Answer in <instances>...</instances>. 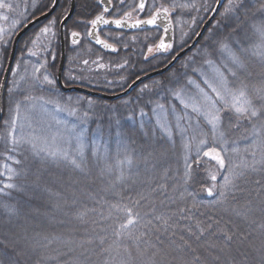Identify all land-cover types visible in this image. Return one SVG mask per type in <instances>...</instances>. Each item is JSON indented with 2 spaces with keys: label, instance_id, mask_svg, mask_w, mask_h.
Segmentation results:
<instances>
[{
  "label": "trees",
  "instance_id": "16d2710c",
  "mask_svg": "<svg viewBox=\"0 0 264 264\" xmlns=\"http://www.w3.org/2000/svg\"><path fill=\"white\" fill-rule=\"evenodd\" d=\"M171 1H165L164 6L173 13V19L182 17L190 9L204 6L203 0ZM215 1L211 0L208 6L213 8ZM68 2L62 0V5L68 7ZM82 4L81 0H77V8L81 9ZM262 5L264 0H227L194 54L188 55V58L193 57V61H187L182 70L185 58L157 80L166 84L173 75L171 90L189 89L191 81L206 73L205 66L209 62L221 68L228 87L234 88L238 80L230 73V69L235 70L229 55L231 51L248 61L251 75L245 82L261 86L264 66L251 55V48L257 42L254 25L264 23ZM75 13L74 21L80 20L79 10ZM205 18L204 15L199 16L196 26H200L199 22ZM41 29L42 26H37L22 37L17 56L31 48V39L36 35L35 42L40 45L37 49L40 52L34 65L41 68V76H47L57 65L55 54L58 42L56 35H45ZM150 36L154 38L157 34L153 32ZM80 48V55L72 58L78 72L72 69V65H67L64 83L104 92L102 85L89 84L102 83L94 78L100 74L101 67L92 64L94 57L91 52L87 53L94 49L88 45ZM244 48L249 51L244 52ZM8 52L9 48L0 49V79ZM17 56L2 98V122L8 113L7 91L13 85ZM102 57L99 58L102 60ZM126 57L129 62V56ZM121 59L123 63L125 57ZM24 60L25 67L29 68L31 59L25 57ZM165 61V57L155 58L144 63L142 69L150 71L162 66ZM70 71L80 76L68 84L66 77L73 75ZM122 72L125 77L134 78L139 71ZM237 74L241 75L240 72ZM41 76L33 81L32 87L27 88L31 92L28 95L43 99L60 96L56 93L57 86H41ZM142 86L130 96L113 103L70 95L83 101L78 104V123L70 120L68 126L61 127L53 120V124L47 122L42 129L32 127L29 132L22 128L18 130L19 139L22 136L25 139L47 138V147L67 150L80 163L83 171L63 159L41 161L33 154L29 143L13 145L12 138L0 132V170L4 173L0 177V240L10 245L18 242L15 247L24 249L26 255L15 257L12 248H6L4 244H0V250L9 257H15L18 264H121V261L126 264H185L192 262L195 256L201 257L202 264H260L252 246L260 247L264 239V228L261 227L264 225V165L255 163L256 170H251L253 163L259 161L262 155L259 148L252 146V141L256 139L253 125L242 119L235 126L233 117V126L230 127L225 119L223 139L217 134L214 140L211 125L196 114L184 113L182 108L174 106L176 102L172 94L163 89L138 94ZM22 94L15 95L20 106L24 105L23 97L26 96ZM156 102L172 109L170 133L162 132L155 124V115L150 108ZM253 102L258 107L264 104V100L254 94ZM217 106L222 107V102L218 101ZM229 115L231 113H224V116ZM254 123L259 125V118ZM261 135L264 136V131ZM201 140L207 143L202 146ZM37 143L40 145L39 141ZM81 145L83 156L79 154ZM209 146L221 151L225 158L223 169L203 155ZM233 149H238V152ZM128 160L132 161L130 165ZM5 165L16 173L11 181L8 180ZM230 168L244 171V176L236 180L235 187L226 189L225 198H221L220 186L224 177L229 175ZM186 170L191 172L187 181ZM211 174L216 175L215 181L211 180ZM6 183L16 187L4 188ZM213 184L216 187L213 195L209 196L206 189ZM5 205L14 208L15 214L9 215ZM126 208L134 214L138 212L139 221L132 227L131 236L125 231L117 237L115 233L120 230V224L127 220ZM80 213L86 214L79 218ZM160 216L168 219V226L157 219ZM197 223L207 229L199 240L196 239L199 234L195 227ZM189 229L196 235H190ZM221 230L233 236L224 252L220 251L226 246ZM26 240L38 243L34 249L26 248ZM89 240L92 242L87 243ZM185 242L191 248L183 247Z\"/></svg>",
  "mask_w": 264,
  "mask_h": 264
},
{
  "label": "rangeland",
  "instance_id": "374dc122",
  "mask_svg": "<svg viewBox=\"0 0 264 264\" xmlns=\"http://www.w3.org/2000/svg\"><path fill=\"white\" fill-rule=\"evenodd\" d=\"M165 1H169L170 3H172L171 0H149L148 7L146 10L147 15L151 16L159 10L166 9L164 6ZM203 1H204V6H199L197 8L190 9V11H188L182 17H178L174 19L173 29H175V38H174L175 44L173 51L183 46L189 45L190 41L193 39L192 37L195 36L199 27L196 26V19H198L199 16L204 15L205 17L209 15L212 6H208V5L211 0H203ZM3 2L6 5H11V7L0 8V30H2V32H0V49L4 47L9 48L12 38L14 37L17 30L22 25H24L32 17V15L35 14L34 12L37 11L38 7L41 10V2L39 1L38 3V0H3ZM188 15L189 17L186 19L185 17ZM199 23H202V21ZM44 29L45 28H42L41 30L44 32ZM44 34L46 35L45 32ZM150 37L151 36L144 34L139 36L138 38L137 36H132L128 38H123V42H128L130 47L139 42L142 44L146 43L148 47V52H150L149 49H151V51L154 52L155 46L160 41L161 38H158L156 43H154L152 42L153 39L152 41L151 39H149ZM30 46L31 48L26 49L27 50L26 53L22 52L20 55L17 56L18 63L16 65L12 77L13 85L9 87L7 91L8 98L6 105H7L8 113L6 118H4L2 125L0 127L1 128L0 132L3 131L7 134L8 137H11L9 135V132L12 128V122L15 119L16 130L14 135L18 140L20 137L18 130L20 128L24 129L26 132H29L32 127L38 130L39 128L42 129L41 127L45 126L47 122H49L50 124L51 121L52 123L53 120H55L59 125H61V127L68 126V122L70 120H72L74 124L78 123L79 122V120L77 119L79 117L77 116L78 104L80 102H83L74 96L72 97L64 96L62 94L58 97L57 96L44 97L45 100L37 96H34L35 97L34 98L33 96L28 95L31 92L27 88L32 87L34 85L33 81L35 82L41 76L40 75L41 68H37L36 65H34L35 63L34 61L36 59V56L38 55L37 53L40 52L39 50H37L40 45H36V42L35 43L32 42ZM193 54L194 53H192V55ZM25 57L31 59L32 61V65L29 68H27L28 66L25 67L26 65L24 60ZM99 57L102 56L97 54V58H94L92 64H98L101 67L99 70L100 76L98 75V77H94V78L98 79V81L101 80L102 83L97 84L96 82H94L89 84H92V86L102 85L103 86L101 87L102 90H105V92L108 93H114L115 91L120 92V90L126 87L128 82L123 76H117V74L118 73L124 74L122 71H124L125 69L131 70L133 69V67L130 65V62H128L126 59L122 64L120 62L122 60L121 58H115L109 56L106 58L102 57L103 59L101 60ZM190 60L191 62L193 61L192 56L186 58V61L183 64H181L182 70L187 66V64L185 63H187V61L190 62ZM67 65H70V67L72 65V69L75 70V72L77 71L76 68L77 66H75L73 59H70V63H68ZM142 68L143 66H137L135 71H139L137 73L138 75L145 71V68L143 70ZM205 68L206 69L204 72L206 73L199 74L198 78L191 81L189 83L190 84L189 89L185 88L186 90L183 91L182 90L179 91V88L175 91L171 90L173 87L172 79H174L173 75H171L169 82H166V84L161 83V81L159 80H153L144 84L141 87V89H139L138 94H140V92L147 94V92H153V90L155 89H160V90L163 89L164 92H169L170 94H172L173 97L172 99L177 104V105L174 104V106H177L178 108L180 107V109L182 108L184 113L192 112L197 116H199L200 118H202L203 120H205L204 116L193 112L191 107L185 108L183 104H181V99H183L184 101L188 102L189 105L196 103L202 106V108H207V105H205L203 102L201 90H203L204 93H207L214 100L216 99L215 93L212 92L211 88H209L208 84H206L205 81H208L209 83L215 85L216 87H220L219 74L221 73V68L218 67V65L215 66L214 63L212 64L209 62H207ZM56 69L57 66L55 67V69H53L52 74H47L48 79L52 81L51 84H49L48 81L44 79V77L46 76L45 74L41 76L42 87L45 86L47 88L48 86L53 88L54 86H56L55 76H54L56 74ZM192 70L194 71L193 74H195V70L194 69ZM105 75H107V77H105ZM79 76L80 74L77 73H73V75L67 76L66 79L68 81V84H70L69 82H75L76 79H79ZM27 80H29L30 82H27ZM86 82H88V80H86ZM57 92L58 94H60L59 91L56 90V93ZM21 93H23L22 95H26L23 97L24 105L22 106H20L19 100L15 99V95H20ZM176 94H179L180 99L177 98ZM18 105H19V116H17ZM159 106L160 105H158L157 102L151 104L150 111L155 115V119H156L155 124L157 125V127L162 132L165 133L166 131L162 129L160 126L161 123H164L167 125V129H168L167 132H169L170 131L169 126L171 123L169 121V117H170V111H172V109H169L166 104H163V109H161ZM21 107H23V109H21ZM174 109L176 110V107H174ZM1 170L0 173H2ZM0 177H2V175H0Z\"/></svg>",
  "mask_w": 264,
  "mask_h": 264
},
{
  "label": "snow or ice",
  "instance_id": "6c2138e0",
  "mask_svg": "<svg viewBox=\"0 0 264 264\" xmlns=\"http://www.w3.org/2000/svg\"><path fill=\"white\" fill-rule=\"evenodd\" d=\"M5 7H11V5H6L3 0H0V8ZM264 7V5H262ZM140 8H144V4H140ZM105 11L108 9L105 8ZM231 10V6L230 9ZM165 13L167 12V9L164 10ZM158 15V14H157ZM6 18V17H5ZM156 21V16H153L152 19L144 21V23L147 24H154ZM107 24L109 23L108 20H106L103 16H97L94 20L91 21L92 27L95 28L98 24ZM116 25V27H121L122 21L119 19H116L112 21ZM141 23L140 21H137V25ZM137 25H133L134 27ZM49 31L48 28L44 29V32L47 33ZM2 32V30H0ZM254 34L257 37V42L252 45L251 48V55L255 58H257L261 65L264 66V23H261L259 25H254ZM79 36V33L73 32V43H77L78 41L75 39ZM96 42L98 44H102L105 48H110L111 45L105 43L103 40H100L99 37H97ZM161 50H166L171 47L170 44H166L163 40H161L159 46ZM226 47V46H225ZM115 51V49H112ZM151 51V49H149ZM244 52H248V48L243 49ZM34 54V53H33ZM230 59L232 64L235 66V70L230 69V73L233 77H236L238 80V84L234 88L228 87V81L227 78L224 77L223 73H220V87H216L215 85L209 83L208 81H205L206 84H208L209 88H211L212 92L215 93L216 99L214 100L212 97H210L207 93H204L203 90H201V94L203 97V102L205 105H207V108H202V106L193 103L189 105L188 102L181 99V104L185 108L191 107L192 111L204 116L205 120L209 125H211L212 132H213V138L215 140L217 134L223 139L224 132L222 131L223 122L225 119L229 121V126H233L232 120L233 117L235 118L236 124L235 126L239 125V121L242 119H247L249 123L253 125V136L256 137L252 141V146L254 148H259L262 152L261 159L257 162H254L251 166V170L255 171V163H260L261 165H264V136L261 135L262 131H264V104L260 105L259 107L253 102V94L260 98L261 100H264V82L261 83V86L257 87L256 85H250V83L245 82L247 78L251 75V72L248 69V61L245 58H242L240 55H237L235 52L229 51ZM238 72L241 73L240 76H238ZM45 80L48 81L49 84L52 83L51 80L48 79L47 76L44 77ZM250 87H251V94H250ZM177 98L180 99L179 94H176ZM217 100L222 102V107L217 106ZM161 109H163V105L159 106ZM231 113L229 116H224V113ZM17 116H19V105L17 106ZM259 118V125L257 123H254V121ZM15 119L12 122V128L9 132V135L11 136V143L13 145L19 144V143H29L31 145V148L33 149V154L40 157L41 161L47 160L48 158H51L53 162H55L57 159H63L68 161L70 164H72L76 169L81 168L80 163L77 162L75 158L69 155V152L64 149L56 148L51 149L47 147L48 141L47 138H40V137H32L31 139H25L23 136L18 140L16 139L14 133H15ZM161 128L164 129L167 132V125L164 123L160 124ZM37 141L40 142V146L38 145ZM53 142H55V137H53ZM207 143L206 140H201L200 144L203 146ZM223 150V149H222ZM233 151L238 152V149H233ZM41 153L44 155L41 156ZM81 156H83V150L82 145L80 149ZM203 155L205 157H208L210 160L215 161V163L219 166V168L223 169L225 167V158L221 155V151H218L216 147L209 146L206 151L203 152ZM253 156L256 155L255 152L252 153ZM19 163V161H16ZM127 163L130 165L132 163L131 160H128ZM237 167H240L239 165ZM245 168L248 167V165H244ZM5 168L7 169L8 173V180L11 181L16 174L13 169L8 168L7 165H5ZM186 168H187V162H186ZM0 175H4V173H0ZM244 176V171H236L235 168L229 169V175L224 177V183L221 185V191L219 192V196L221 198H225L226 192L225 190L230 187H235L236 180L240 179ZM185 178L187 179L191 178V172L190 170H186L185 172ZM217 179L215 174H211V180L215 181ZM16 185L12 183H6L4 184V188H15ZM216 187L215 184H213L212 187H209L206 189L209 196L213 195V190ZM6 210L8 211L9 215L15 214V209L10 208L7 205H5ZM125 212L127 214V220L125 223H121L119 226L118 231H116L115 235L117 237L122 236L125 231L127 232L128 236L132 235V227L136 225L139 221V213H133L131 209H125ZM86 213H80L79 218H83V215ZM238 215H241V213H237ZM158 220L162 222L164 226H168V219L160 216L157 217ZM196 229L198 231V235L196 233L192 232L191 229H189L190 235H196V239L199 240L200 237H202L207 230L205 227H201L199 223L196 224ZM211 226L209 225L208 228ZM264 228V225L261 226ZM223 232V230H221ZM225 236L226 246L225 248H221L220 251L224 252L226 250V247L228 244H230L233 240V236L229 235L227 232H223ZM47 239V237H45ZM183 239V237L181 238ZM92 241L89 240L87 243H91ZM15 243L13 242L11 245L5 243V241L0 240V244H4L5 247H11L13 252L15 253V257H22L26 255V251L24 249H17L15 247ZM36 243L38 242H30L26 240L25 247L26 248H32L34 249L36 246ZM101 244L104 243L103 239L100 241ZM214 246V245H213ZM183 247L191 248V245L185 242ZM254 252L257 254L259 258L260 264H264V239L261 240L260 247L252 246ZM195 251V249H192ZM108 251V250H106ZM125 251H127L125 249ZM15 257H9L7 253L0 250V264H18ZM218 259V257H217ZM121 264H126L125 261H121ZM154 264V262H153ZM185 264H202L201 257L195 256L194 260L192 262H185Z\"/></svg>",
  "mask_w": 264,
  "mask_h": 264
},
{
  "label": "flooded vegetation",
  "instance_id": "af4514ba",
  "mask_svg": "<svg viewBox=\"0 0 264 264\" xmlns=\"http://www.w3.org/2000/svg\"><path fill=\"white\" fill-rule=\"evenodd\" d=\"M41 2V13L38 15H42L50 10L52 5L54 4V0H39ZM70 1V0H69ZM76 6H75V12L79 10L80 13V20L74 21V15L76 14L74 12L72 18L67 22L64 28V44H65V53H66V64L68 60L78 57L81 51L82 45H88L91 48L94 49V51H88L87 53L91 52L94 58H97V53H102L104 55L110 54L113 57H116V55L120 56H129L130 59V65L133 67L131 70H136L137 66L142 65L143 63H146L148 60H151L153 58H156L158 56H165L169 55V50H167L165 53H155V52H148L147 44L146 43H138L133 46L126 45V48L121 47V39L123 37H132L137 36V38L143 34L148 33L149 31H157L162 36V32L159 29H150V30H142V31H135V32H127L123 30H114V29H102L98 32V37L100 40H103L105 43L111 45L114 47L115 51L107 52L98 46L90 43L88 38V32L92 28L91 21L94 20L97 16H103L106 20H125L128 22H135V21H142L147 20L150 18L149 15H147V7L149 0L146 1V4L144 5V8L141 9L139 7V0H108L110 2L111 8L108 10V12H105L100 6H99V0H81L82 1V7L81 9L77 8V0ZM70 5V3H69ZM64 7L62 5V0H59L58 5L54 13L47 18L44 22H42L40 27L42 28H48L49 31L47 32V35L55 36L57 38L58 42V50H56L55 59H57V63L60 61V35H59V28L60 24L63 20V18L66 16V14L69 11V6ZM43 8V9H42ZM71 25V26H70ZM69 26V27H68ZM77 32L79 33V36L77 37V43L72 42V33ZM36 35H33L31 41L35 43ZM116 54V55H115ZM70 55V58L68 57ZM72 56V57H71Z\"/></svg>",
  "mask_w": 264,
  "mask_h": 264
},
{
  "label": "water",
  "instance_id": "95a60500",
  "mask_svg": "<svg viewBox=\"0 0 264 264\" xmlns=\"http://www.w3.org/2000/svg\"><path fill=\"white\" fill-rule=\"evenodd\" d=\"M226 0H217L216 4L212 10V12L210 13L209 16H207L208 18L204 21V23L202 24V26H200L199 31L197 32V34L195 35V37H193V40L191 41L190 45H188L185 48H182V50H180L175 57L163 68H160V70H155L153 72H150L146 75H143L139 78H137L136 80L132 81V83L122 92L117 93V94H103L101 92H97V91H93V90H89L86 89L84 87H80L78 86H65L62 80V76H63V71H64V66H65V44H64V28L65 25L67 24V22L71 19V17L74 14L75 11V0H71L70 3V9L69 12L67 13V15L64 17V19L62 20L60 24V28H59V35H60V47H61V54L60 55V63L58 64V69H57V73H56V84L59 88V91L63 94H78V95H84L86 97L89 98H94V99H99V101H106V102H114L117 101L119 99H122L124 97H127L128 95H130L139 85L152 80L154 78L160 77L164 74H166L167 72H169L170 69H172L176 63L178 61L181 60V58H184L188 53H190L199 43V41L202 39V37L204 36L205 32L209 29V26H211V24L213 23V21L215 20V18L217 17L222 5L225 3ZM59 0H54V4L52 5V7L50 8V10L36 18L31 19L30 21H28L24 26H22L18 32L14 35L11 46L10 47V51H9V56L7 59V63L5 66V69L3 71L2 77H1V82H0V122L2 120V103H3V96L5 93V89H6V85L8 82V77H10L11 74V70L15 61V56L17 53V47L18 44L20 42V40L22 39V37L33 27H35L37 24L45 21L47 18H49L54 11L57 8ZM146 0H139V7L140 4L143 3L145 5ZM99 6L104 10L105 8H107L108 10H110L111 5L110 2L108 0H100L99 1ZM105 11V12H108ZM158 14V15H157ZM156 16V21L154 24H147L144 23V21H140L141 23H139L137 25V21L136 22H127L125 20H121L122 21V25L121 27H116V25L114 23H112L113 20H108L109 23L107 24H98L95 28H91L90 31L88 32V38L90 43L98 46L99 48L107 51V52H111L113 51L112 49H114L112 46L110 48H105L102 44H98L96 42V39L98 37V32L101 31L102 29H114V30H123V31H129V32H135V31H141V30H148L151 28H157V29H161L164 32L163 38L162 40L166 43V44H170L172 46L173 44V26L171 23V19L170 16L168 14V12L165 13L164 10H161L157 13H155ZM152 19V18H151ZM133 25H137V26H133ZM77 40V37L75 38ZM72 42H73V38H72ZM75 44V43H74ZM160 44V43H159ZM157 45L156 47V51L159 53L164 52L165 50H161Z\"/></svg>",
  "mask_w": 264,
  "mask_h": 264
}]
</instances>
